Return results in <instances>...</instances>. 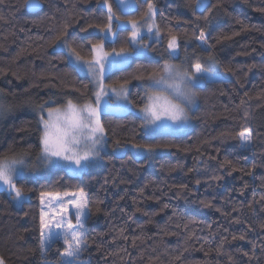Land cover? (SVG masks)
<instances>
[{
  "label": "trees",
  "instance_id": "1",
  "mask_svg": "<svg viewBox=\"0 0 264 264\" xmlns=\"http://www.w3.org/2000/svg\"><path fill=\"white\" fill-rule=\"evenodd\" d=\"M41 1L42 10L31 13L25 0H0V158L41 155L40 105L95 104L91 78L75 71L67 49L58 48L56 37L65 28L85 60L101 40L107 51L140 46L130 42L131 25L116 29L115 20L114 42L104 38L97 27L107 23L103 0ZM149 2L159 35L156 29L144 34L143 54L112 70L104 84L127 81L133 106L142 108L145 81L165 62L189 70L199 62L227 78L197 87L193 126L186 133L150 135L137 113L102 112L108 145L101 163L80 175L61 168L15 179L24 194L21 204L1 184L5 264H61L62 240L41 251V194L76 192L87 195L90 208L79 264H264V0H208L206 9L195 11V0H136L127 12L109 0L121 22L143 27L153 24L145 16ZM172 36L178 48L170 55ZM245 129L253 131L250 148L241 147L238 136ZM117 141L154 145L162 153L117 155Z\"/></svg>",
  "mask_w": 264,
  "mask_h": 264
},
{
  "label": "snow or ice",
  "instance_id": "2",
  "mask_svg": "<svg viewBox=\"0 0 264 264\" xmlns=\"http://www.w3.org/2000/svg\"><path fill=\"white\" fill-rule=\"evenodd\" d=\"M117 3L124 12H127L135 7L136 0H117ZM103 4L107 7V23L97 27L103 33L104 38L114 42L116 32L113 29V21L115 20L116 29L123 30L128 24L131 25L130 42H135L140 46L131 52L125 48H121L119 52L115 49L112 52H106L104 51V41L101 40L92 44V58L85 60L76 48L69 44L65 28V31L56 37V41L63 48L68 49L70 57H74L73 69L77 72H85L92 77L97 86L94 93L95 106L85 104L78 107L72 100H68L63 109H47V119L43 114L40 116L42 125L40 159L51 167H64L65 162H68V166L72 167V171L75 173L81 172L99 158V149L105 140L104 127L100 122L101 113L128 109L127 81L118 89L114 87L109 89L104 84L106 75L127 63L131 55H142L148 47L146 44H140L141 32L136 21L121 22L120 17L113 12L109 0H103ZM25 6L32 10L38 9L40 0H25ZM207 7L208 0H195L194 11L196 9L203 10ZM210 11L211 9H209ZM145 16L148 19H153L155 16L154 6L150 2ZM204 18L207 19V17ZM147 27L149 32L156 28L154 24H149ZM81 31H86V29H81ZM156 32L159 35L158 29ZM205 40L206 33L200 29L199 41L202 47H204ZM168 48L170 55L176 51L178 48L177 37L172 36L169 39ZM205 51H208L207 47H205ZM208 60L210 66L216 64L210 52ZM190 67L191 71H182L179 66L165 62L158 73H153L147 78L145 81L146 88L151 89L152 94L147 97L149 103L142 109L146 129L156 132L162 128L185 124L190 119L187 109L195 101L196 93L193 89L200 80L212 76V72L199 62ZM40 109L43 113V104L40 105ZM2 111H4V106L0 105V112ZM238 136L241 147L250 148L252 146L253 131L251 129L241 131ZM117 145L121 148L124 147L119 145L118 141ZM131 147L136 150L137 156L142 157L145 153L150 155L157 146L134 144ZM24 164L23 159L0 158V184L6 185L11 192H14L17 200H22L24 194L16 186L14 180L22 176ZM44 196L45 194L42 193V204L44 203ZM49 198L51 199L50 194ZM88 205L89 201L86 195L81 192L79 197L73 195L65 203L60 204L59 209L51 216L42 210L40 217L42 254L53 243L62 240L65 247L61 253V264H79L78 257L87 247L84 222L90 213ZM69 206L75 209V225L72 224L68 215ZM46 217L49 218L46 219ZM239 238L243 239L244 237ZM0 264H5L2 257H0Z\"/></svg>",
  "mask_w": 264,
  "mask_h": 264
},
{
  "label": "rangeland",
  "instance_id": "3",
  "mask_svg": "<svg viewBox=\"0 0 264 264\" xmlns=\"http://www.w3.org/2000/svg\"><path fill=\"white\" fill-rule=\"evenodd\" d=\"M135 7H136V3H135ZM141 23L142 22H137V26L140 29L141 38H142V36L144 34H148L149 33L148 27H147L149 23H147L145 27L141 26ZM153 24L156 26L155 16L153 18ZM128 25H130V24H128ZM154 29H156V28H154ZM59 47H62V46L58 43V48ZM64 49H67V48H64ZM66 51H67L68 56H69L68 49ZM104 51H106V52H112V51H107L105 47H104ZM134 56L135 55H131L129 57L127 63H125L122 66L127 65L131 61L132 57H134ZM69 59L72 62L74 60V57H70L69 56ZM169 64H174V65L179 66L182 71L183 70L191 71V70L186 69L183 66H181V65H179L177 63H174V62H171ZM122 66H120V67H122ZM217 70H219V67H217ZM211 72H212V76H211V78H207V80H212V79H226L227 78V73L225 71L224 72L221 71V69H220L219 72H213V71H211ZM82 73L88 75L85 72H82ZM88 76L91 78L92 83H93V86H94V89L96 91L97 90V86H96L95 82L93 81V79H92V77L90 75H88ZM205 81H206V79H203V80H200L198 82L197 86L193 89L195 93H196L197 87L198 86H202ZM105 86H106V88H109V89L110 88H113V87L118 89L120 87V86H109V85H106V84H105ZM127 89H128V102H129L128 109L125 110V111L114 110V111H110V112L124 114V113H127V112L132 111L134 113L139 114L143 118L144 113H143L142 109L145 107V105L147 103H149L147 97L152 94V90L147 88V92H146V104L142 108H136V107L133 106V104L131 102V99H130V86L129 85H127ZM0 99H1V97H0ZM113 99H115V97H113ZM197 102H198V97H197V93H196V97H195L194 103L192 105L188 106V109H187L188 110L189 117H190V119L187 121V123L182 124V125L172 126V127H169V128H162V129H160V130H158L156 132H151L149 129H146L144 127L145 132L147 134H150V135H155V134H160V133L179 134V133H186V132L190 131L191 128H192V126H193L192 112L196 108ZM74 104L77 105L78 107H82L85 104H91V105L95 106L94 102L85 103V104H77V103H74ZM0 105H1V100H0ZM64 107L65 106H61V107H51V108L52 109H57V108L63 109ZM49 108L50 107H44V112L43 113L40 110V116L43 114L45 116V118L47 119V109H49ZM40 116H39V118H40ZM144 124H145V121H144ZM107 145H108V142H107V137H106V134H105V140L102 142V147H100V149H99V158L97 160H95L91 165H89L88 167H86L85 169H83L79 173L73 172L72 171V167L68 166V162H65V166L64 167H51V166H48V165H46L45 161H43L42 159H40L41 155L38 158L34 159V160L33 159H30V158H25V157H22V158H11V159H23L25 161L24 168H23V174L20 177H24V176L45 177V176H49L54 170L61 169V168L67 170L68 172H70L72 174L80 175L84 171L88 170L89 168H91V167H93V166H95V165H97V164H99V163L102 162V160H103V158H102V152L107 148ZM119 145H122V144H119ZM132 145H134V144H123L124 147H122V148L121 147H118V145H117L114 148L113 151L117 155H122V154H124L126 152H131L137 158H140V156H137L136 150H134L131 147ZM161 153H162V151L160 149H155V151L152 152L150 155L147 154V153H145L142 157H145V156H147V157H155V156H157V155H159ZM20 177H18V178H20ZM80 193L81 192H76V193H72V194H68V195H62L60 193H45L44 203L42 204V209L44 210V212L49 213V215L51 216L53 213H55L59 209L60 204L65 203L73 195H75L76 197H79ZM49 194L51 196V199L49 198ZM86 197H87V195H86ZM22 201H23V199L22 200H17L16 199V202L18 204H21ZM68 215L71 218L72 224L75 225L76 221H75V209H74V207L69 206V208H68ZM47 218H49V217H46V219Z\"/></svg>",
  "mask_w": 264,
  "mask_h": 264
},
{
  "label": "water",
  "instance_id": "4",
  "mask_svg": "<svg viewBox=\"0 0 264 264\" xmlns=\"http://www.w3.org/2000/svg\"><path fill=\"white\" fill-rule=\"evenodd\" d=\"M26 8H27V7H26ZM42 8H43V2L40 0V7H39L38 9L32 10V9L27 8V10H28L29 12H31V13H36V12L42 10Z\"/></svg>",
  "mask_w": 264,
  "mask_h": 264
}]
</instances>
